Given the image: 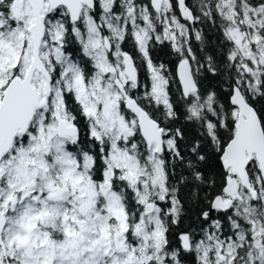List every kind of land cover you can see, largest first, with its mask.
Listing matches in <instances>:
<instances>
[{
    "label": "snow or ice",
    "instance_id": "6c2138e0",
    "mask_svg": "<svg viewBox=\"0 0 264 264\" xmlns=\"http://www.w3.org/2000/svg\"><path fill=\"white\" fill-rule=\"evenodd\" d=\"M0 264H264V0H0Z\"/></svg>",
    "mask_w": 264,
    "mask_h": 264
},
{
    "label": "trees",
    "instance_id": "16d2710c",
    "mask_svg": "<svg viewBox=\"0 0 264 264\" xmlns=\"http://www.w3.org/2000/svg\"><path fill=\"white\" fill-rule=\"evenodd\" d=\"M187 2L190 4H194L195 0H187ZM198 27H202L205 29V33L209 41L219 42V40L221 39L220 33L218 31L213 30L210 24H207V25L201 24V25H198ZM194 45H196L195 41H194ZM152 54H153L154 59H159L169 64V66L173 69V73H175V57L171 55L170 48L167 44H165L164 46H158ZM210 79L211 78L206 79L204 83L205 84L209 83ZM198 211H199L198 208L189 209V216L185 218V224H182L181 228L185 227L187 224H192V226H195L196 222L193 218L192 213L198 212ZM179 230L180 229H174V231H179Z\"/></svg>",
    "mask_w": 264,
    "mask_h": 264
},
{
    "label": "flooded vegetation",
    "instance_id": "af4514ba",
    "mask_svg": "<svg viewBox=\"0 0 264 264\" xmlns=\"http://www.w3.org/2000/svg\"><path fill=\"white\" fill-rule=\"evenodd\" d=\"M124 47H125V50H128L132 52L133 55H136L135 48L130 43H126Z\"/></svg>",
    "mask_w": 264,
    "mask_h": 264
}]
</instances>
